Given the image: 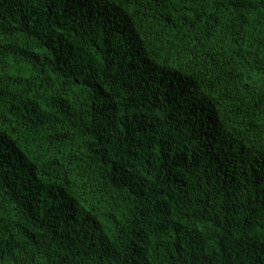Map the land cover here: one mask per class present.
Segmentation results:
<instances>
[{"label": "trees", "instance_id": "1", "mask_svg": "<svg viewBox=\"0 0 264 264\" xmlns=\"http://www.w3.org/2000/svg\"><path fill=\"white\" fill-rule=\"evenodd\" d=\"M0 264H264V0H0Z\"/></svg>", "mask_w": 264, "mask_h": 264}]
</instances>
